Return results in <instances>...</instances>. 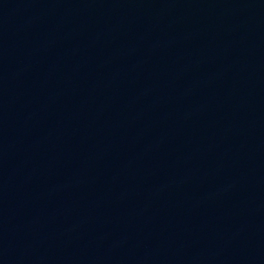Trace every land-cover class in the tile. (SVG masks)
<instances>
[{
    "label": "water",
    "instance_id": "water-1",
    "mask_svg": "<svg viewBox=\"0 0 264 264\" xmlns=\"http://www.w3.org/2000/svg\"><path fill=\"white\" fill-rule=\"evenodd\" d=\"M243 264H264V256L251 260L249 262L243 263Z\"/></svg>",
    "mask_w": 264,
    "mask_h": 264
}]
</instances>
